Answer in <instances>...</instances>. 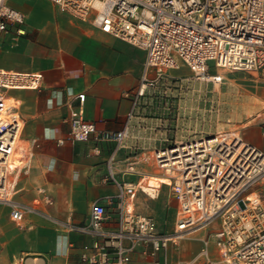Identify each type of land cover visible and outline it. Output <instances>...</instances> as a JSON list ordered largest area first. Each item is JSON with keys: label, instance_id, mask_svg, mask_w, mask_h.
<instances>
[{"label": "built area", "instance_id": "2783aa9c", "mask_svg": "<svg viewBox=\"0 0 264 264\" xmlns=\"http://www.w3.org/2000/svg\"><path fill=\"white\" fill-rule=\"evenodd\" d=\"M49 1L72 16H92L101 31L144 50L135 100L180 64L188 66L193 78L213 83L221 82L222 75L209 73L210 65L244 72L264 70V0ZM23 22L20 10L0 0V32L9 24ZM41 87L39 72L0 68V202L10 206L15 221L25 212L41 213V209L12 198L14 177L27 170L28 157L20 148L23 117L6 91ZM77 97L80 106L70 119L67 136L57 142L96 136L119 146L125 129L98 132L95 123L82 116L85 94ZM15 154L20 157L14 159ZM152 159L168 179L160 182L169 186L176 202L173 229L160 230L154 217L135 207L136 191H144L147 175L136 183L117 182L118 192L107 197L112 212L96 200L88 221L70 226L96 239L84 245L81 264H126L139 245L154 258V264H169L170 248L208 228L200 251L180 264H264V149L247 141L241 132L227 130L177 137L156 149ZM9 172L13 173L10 179ZM38 191L42 205L53 204L45 189ZM210 242L216 248L215 258L210 255Z\"/></svg>", "mask_w": 264, "mask_h": 264}, {"label": "crops", "instance_id": "0c3cea01", "mask_svg": "<svg viewBox=\"0 0 264 264\" xmlns=\"http://www.w3.org/2000/svg\"><path fill=\"white\" fill-rule=\"evenodd\" d=\"M7 3L24 14V22L9 24L6 31L0 32V68L36 71L42 76L40 90L6 91L23 117L20 148L28 157L27 170L14 177L12 198L39 206L41 213L25 212L20 221H15L10 206L0 202V264H81L84 245H92L96 239L70 226L85 224L96 200L112 212L107 197L116 195L117 182L136 183L141 175H147L148 184H143V189L151 191V197H165V189L155 188L166 180L157 177L164 173L152 155L164 146L161 138L166 119L148 115L153 108L152 101L146 100L149 89L135 100L134 91L143 72V49L101 31L92 16L84 19L61 12L49 0ZM209 73L220 74L213 65ZM171 76L169 70L166 78ZM81 92L85 94L82 116L95 123L98 132L125 129L119 146L96 136L87 141L57 142L67 136L70 119L80 106L77 94ZM257 111L253 121L242 125L250 127L246 136L239 132L264 149V127L260 126L264 122L262 84L249 90L245 106L246 113ZM227 130L232 128L223 131ZM38 188L46 190L53 204H41ZM138 191L136 209L154 217L159 228L154 215L163 210L160 202L148 200ZM169 196L174 200L170 188ZM210 230H199L177 248H170L169 264L192 259ZM142 250L137 246L126 264H154V258ZM209 251L212 258L217 256L212 242Z\"/></svg>", "mask_w": 264, "mask_h": 264}, {"label": "rangeland", "instance_id": "374dc122", "mask_svg": "<svg viewBox=\"0 0 264 264\" xmlns=\"http://www.w3.org/2000/svg\"><path fill=\"white\" fill-rule=\"evenodd\" d=\"M170 71L172 76L163 78L155 86L148 88L146 96V100L152 101L153 105L148 115L166 119L165 125L162 126V129H165L161 138L162 144L181 136L195 137L228 128L241 131L246 136L250 127H243V123L253 121L259 113L245 112L247 96L254 86L264 85V70L243 72L215 67V71L223 75L219 84L193 78L186 65L172 68ZM260 126L264 127V122H261ZM261 131H264V128H261ZM19 157L20 154L14 155V159ZM149 161L151 163V160ZM160 171L163 173L161 169ZM12 176L13 173L9 172L8 179ZM163 179L168 182L167 178ZM144 184H148L147 179ZM157 187L165 189V197H151V191L146 189H139L138 193L148 200L154 198L160 202L163 210L154 216L158 219L161 230H171L175 222L174 200L169 196L167 184L159 182L155 188Z\"/></svg>", "mask_w": 264, "mask_h": 264}, {"label": "bare ground", "instance_id": "6f19581e", "mask_svg": "<svg viewBox=\"0 0 264 264\" xmlns=\"http://www.w3.org/2000/svg\"><path fill=\"white\" fill-rule=\"evenodd\" d=\"M158 178L163 179L166 178L164 175H157ZM3 178V172L0 170V180ZM2 190V189H1Z\"/></svg>", "mask_w": 264, "mask_h": 264}]
</instances>
